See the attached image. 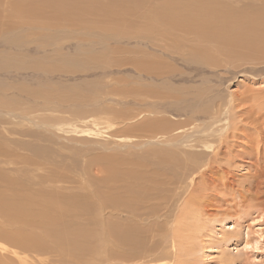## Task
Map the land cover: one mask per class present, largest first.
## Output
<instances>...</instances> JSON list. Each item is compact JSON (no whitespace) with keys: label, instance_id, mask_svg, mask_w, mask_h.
<instances>
[{"label":"rangeland","instance_id":"obj_1","mask_svg":"<svg viewBox=\"0 0 264 264\" xmlns=\"http://www.w3.org/2000/svg\"><path fill=\"white\" fill-rule=\"evenodd\" d=\"M0 264H264V0H0Z\"/></svg>","mask_w":264,"mask_h":264},{"label":"bare ground","instance_id":"obj_2","mask_svg":"<svg viewBox=\"0 0 264 264\" xmlns=\"http://www.w3.org/2000/svg\"><path fill=\"white\" fill-rule=\"evenodd\" d=\"M213 11H214V10H213ZM206 15H207V14H206ZM212 16H213V15H212ZM207 17H208V16H207ZM213 17H214V16H213ZM215 19H216V18H215ZM205 22H206V21H205ZM249 54H250V53H249ZM250 55H251V54H250ZM261 99H262V98H261ZM259 103H260V102H259ZM215 123H216V122H215ZM204 129H205V128H204ZM204 129H203V130H204ZM211 129H213V128H211ZM206 130H207V129H205V132H206ZM179 138H180V137H179ZM192 139H193V138H192ZM209 147H210V146H209Z\"/></svg>","mask_w":264,"mask_h":264}]
</instances>
